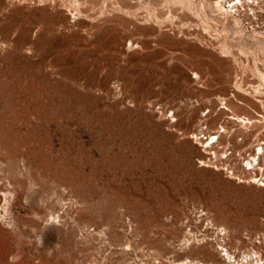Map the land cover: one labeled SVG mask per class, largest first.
Wrapping results in <instances>:
<instances>
[{"label": "rangeland", "instance_id": "374dc122", "mask_svg": "<svg viewBox=\"0 0 264 264\" xmlns=\"http://www.w3.org/2000/svg\"><path fill=\"white\" fill-rule=\"evenodd\" d=\"M213 2L0 0V264L264 263V19Z\"/></svg>", "mask_w": 264, "mask_h": 264}, {"label": "bare ground", "instance_id": "6f19581e", "mask_svg": "<svg viewBox=\"0 0 264 264\" xmlns=\"http://www.w3.org/2000/svg\"><path fill=\"white\" fill-rule=\"evenodd\" d=\"M212 5L223 16V20L220 22V24L223 26L224 31H227L226 27L229 24V22H231V21L234 23V25L236 27H239V24L241 25L242 21L248 20L247 18H249V20H255V22L257 21V23H259L260 20L264 19V0H215V2H213ZM200 7L202 10V13L206 17V6L204 5L203 1L200 3ZM242 18H244V20ZM209 22H211V21H209ZM262 24H263L262 30H260V31L254 30V32H252L251 34L253 35L252 36L253 40H255L257 42L259 47L264 49V21L262 22ZM261 76H262V79L264 80V76L263 75H261ZM240 87L241 86L238 85V88H240ZM233 117H234L233 120L238 121L241 128L247 129L250 126L252 127L254 124V121L251 118L236 116V115ZM224 131H226V129H224ZM221 135L222 134H219V138L221 137ZM209 137L211 138L212 136L209 135ZM209 137L206 140L199 142L202 144V147L204 148V152H206V153L208 151H211L213 148H215V146L219 142V140H218L216 143H213L210 146L206 145V147H205V144L209 141ZM262 141H264V135H262V137L257 139V142H255V145L253 148V151L255 150V155L250 154L249 156L247 155L244 158V160H248L247 166L252 165L251 170L249 172V174L251 175V179H254L255 182L258 181L261 185H262L263 180L257 179V178L258 177H260V178L264 177V175L262 173L263 171L261 170V172H260L259 168H255V167L259 165V162L262 159L264 161V144L263 145L260 144V142H262ZM257 147H260L259 148L260 154L256 153ZM208 162L214 164V162H212V160H209ZM256 169H258L259 171H256ZM232 175H233V173H232ZM223 230H225V229H221L219 232H222ZM190 244H191V241L189 239L184 242V245H186V246H188ZM225 251H227V250H225ZM226 256H227V259L230 261V263L238 264V262L234 259V257L231 256L229 253H226ZM243 261L245 263H248V262L254 263L255 262L256 264H264V263H262L261 258L259 256H256V254L244 255L242 258V262Z\"/></svg>", "mask_w": 264, "mask_h": 264}, {"label": "built area", "instance_id": "2783aa9c", "mask_svg": "<svg viewBox=\"0 0 264 264\" xmlns=\"http://www.w3.org/2000/svg\"><path fill=\"white\" fill-rule=\"evenodd\" d=\"M206 130V129H205ZM224 131V130H223ZM222 131V132H223ZM219 134H221V133H218L217 135H215V134H211V133H206V131H201L199 134H196V135H194V140H197V141H204V140H206L208 137H209V135H211L212 137L210 138L209 137V141L205 144V147H206V145L207 146H210L211 144H213V143H216L218 140H219ZM201 144V143H200ZM260 144L261 145H263L264 144V141H262V142H260ZM202 145V144H201ZM203 148V147H202ZM259 148L260 147H257V150H256V153L257 154H260V150H259ZM204 149V148H203ZM209 153H213L212 155H214L215 156V152L212 150V151H208ZM211 155V154H210ZM245 161V169H246V171H248V172H250V170H251V166H247V161L248 160H244ZM230 173H231V171H229ZM257 179H261V180H263V182H262V185H264V177H262V178H260V177H258ZM256 183H259L258 181L256 182ZM260 184V183H259ZM261 185V184H260Z\"/></svg>", "mask_w": 264, "mask_h": 264}]
</instances>
